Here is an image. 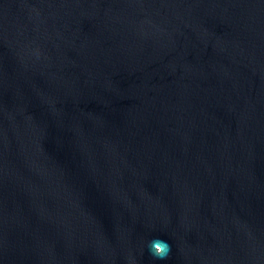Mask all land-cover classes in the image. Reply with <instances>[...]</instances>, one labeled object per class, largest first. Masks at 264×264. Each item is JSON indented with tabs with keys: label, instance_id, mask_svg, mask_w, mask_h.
Listing matches in <instances>:
<instances>
[{
	"label": "water",
	"instance_id": "95a60500",
	"mask_svg": "<svg viewBox=\"0 0 264 264\" xmlns=\"http://www.w3.org/2000/svg\"><path fill=\"white\" fill-rule=\"evenodd\" d=\"M0 264H264V0H0Z\"/></svg>",
	"mask_w": 264,
	"mask_h": 264
},
{
	"label": "clouds",
	"instance_id": "9594fccd",
	"mask_svg": "<svg viewBox=\"0 0 264 264\" xmlns=\"http://www.w3.org/2000/svg\"><path fill=\"white\" fill-rule=\"evenodd\" d=\"M154 248V251H153ZM170 251V246L166 241H157L152 248L149 249L151 255L154 258H159L160 260H164Z\"/></svg>",
	"mask_w": 264,
	"mask_h": 264
}]
</instances>
